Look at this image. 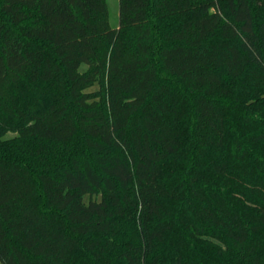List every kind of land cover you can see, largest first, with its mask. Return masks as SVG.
I'll return each instance as SVG.
<instances>
[{
	"label": "trees",
	"instance_id": "trees-1",
	"mask_svg": "<svg viewBox=\"0 0 264 264\" xmlns=\"http://www.w3.org/2000/svg\"><path fill=\"white\" fill-rule=\"evenodd\" d=\"M108 15L0 0V264H264V0Z\"/></svg>",
	"mask_w": 264,
	"mask_h": 264
},
{
	"label": "rangeland",
	"instance_id": "rangeland-1",
	"mask_svg": "<svg viewBox=\"0 0 264 264\" xmlns=\"http://www.w3.org/2000/svg\"><path fill=\"white\" fill-rule=\"evenodd\" d=\"M108 11H109V21L112 27L119 26V0H107ZM84 69L85 66H82ZM99 87L98 84H94L90 90L95 91ZM8 136H13V133L8 134Z\"/></svg>",
	"mask_w": 264,
	"mask_h": 264
}]
</instances>
